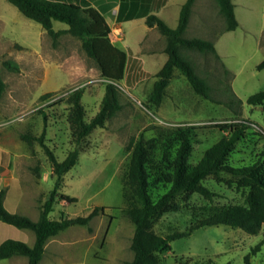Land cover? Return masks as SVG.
I'll use <instances>...</instances> for the list:
<instances>
[{
  "label": "rangeland",
  "instance_id": "1",
  "mask_svg": "<svg viewBox=\"0 0 264 264\" xmlns=\"http://www.w3.org/2000/svg\"><path fill=\"white\" fill-rule=\"evenodd\" d=\"M59 1L88 6L93 0ZM108 1L119 5L125 2ZM233 1L239 21L235 31L227 30L217 0H196L193 6L184 36L213 41L216 52L180 49V54L191 61L196 73L208 84L210 98L198 94L176 69L161 105H150L149 95L166 57L159 55L150 63L129 52L131 68L126 71L124 80L114 82L119 89L122 109L104 128H96L78 145L66 120L69 113L66 99L74 90L84 88L82 103L86 110L85 120L89 122L99 112L106 93L105 85L110 81L101 75L97 62L88 56L79 38L64 33L55 41L41 24L24 16L8 0H0V61L7 89L0 100V153L34 154L31 165L24 157L18 158L16 164L26 186L24 212L37 220L54 188L52 180L39 182L37 177L36 168L47 171L53 168L42 143L36 140L30 145L21 139V134L26 132L41 136L44 119L40 110L45 109L49 127L44 142L57 160L62 162L71 151L79 150V162L66 173L60 190L76 201L57 199L51 218L61 220L86 215L96 206L114 208L106 213L116 217H96L91 222L92 232L88 227L74 225L49 239L46 245L48 263L84 264L81 256L75 260L69 252L56 250L73 240L81 242L78 247L89 249L86 264L133 263L131 245L135 225L117 210L138 204L131 199L132 191L125 184L131 160L127 146L132 140L143 138L150 147L148 169L154 201L170 188L162 175L172 171L170 161L179 147L177 135L182 128H192L194 149L190 161L196 164L205 151L225 135L217 124L248 121L249 129L236 143L228 163L242 167L259 162L264 166V105L248 103L250 96L264 90V69H257L264 60V0ZM180 2L169 0L167 12H175ZM147 7L150 6L144 1L142 10ZM144 25L145 22L139 20L133 25L125 23L123 46L135 49L144 35ZM68 28L66 23L54 22L56 31ZM163 41L167 42L164 36ZM160 44L157 42V46ZM8 59L20 65L19 72H12L3 65ZM142 66L147 71L142 72ZM47 93L53 96L43 100L42 96ZM59 112L64 114L61 119L57 118ZM7 161L4 166L11 169L13 165ZM28 167H31L34 181L39 182L37 185H31L26 172ZM205 184L217 194L213 202L197 194L181 197L178 203L182 209L170 211L155 221V231L165 235L184 229L203 216L206 207L214 204L245 202L246 190L239 188L230 174L209 176ZM29 200L34 203L33 209L26 206ZM8 239L32 245L35 233L0 221V244ZM257 245L260 251L253 254L252 249ZM171 246L172 251L160 255L163 264H247L245 259L249 254V264H264V226L255 235L226 225L207 226L187 238L173 241ZM0 264H29V260L18 255L0 260Z\"/></svg>",
  "mask_w": 264,
  "mask_h": 264
},
{
  "label": "trees",
  "instance_id": "2",
  "mask_svg": "<svg viewBox=\"0 0 264 264\" xmlns=\"http://www.w3.org/2000/svg\"><path fill=\"white\" fill-rule=\"evenodd\" d=\"M8 1L16 6L24 16L41 24L55 41L64 33L79 38L88 56L97 62L101 75L110 81L105 85L106 93L100 104L99 112L89 122L85 120L86 110L82 103L85 89L74 90L66 99L69 104L66 120L73 138L80 145L85 137L96 128H104L108 120L122 109L119 89L114 82L122 81L125 78L127 53L112 43L110 37L112 29L109 23L105 16L92 6H81L59 0ZM195 2L196 0H187L183 4L176 28L169 27L157 15L147 17V25L149 27L156 26L166 38L165 52L168 55L167 61L156 75V81L149 95V103L152 106L159 107L163 102L176 69L180 70L198 94L210 98L208 84L196 73L191 61L180 54V49L216 52V44L213 41L184 36ZM217 3L225 18L227 30H237L239 21L234 1L217 0ZM55 21L66 23L69 28L56 31L54 29ZM3 65L12 72H19L21 69L20 65L12 59L5 60ZM257 69H264V60L257 66ZM6 90L0 61V100ZM52 96L53 93H47L42 96V99L47 100ZM248 103L254 106L264 105V90L250 96ZM58 104L60 103H55V105ZM40 111L44 119L41 136L35 137L26 132L21 134V139L30 145L36 140L42 143L53 164L54 188L50 193V198L42 206L38 220L10 212L5 207L6 190H0V221L20 229L32 230L35 233L33 245L12 239L2 242L0 244V260L19 255L27 257L29 264H40L46 251L47 242L52 237L74 225L88 227L92 232L91 222L98 216L116 219L115 216L106 213L107 210L114 208L99 206L92 208L86 215L61 220L51 218L57 199L68 202L76 201L75 198L62 194L60 190L66 173L79 162V150L71 151L64 161H58L44 142L49 120L45 109ZM57 116L58 119H61L64 114L59 112ZM248 125L249 122L245 120L217 124L216 127L225 132V135L207 149L196 164L190 161L194 149L191 137L192 128L180 129L177 135L179 147L175 157L170 161L172 171L162 175V180L168 183L170 188L157 201L153 200L150 193L151 175L148 169L150 147L143 138L130 142L127 149L131 151V160L125 184L132 191L131 199L137 200L138 204L117 210H121L124 216L135 225L131 245L134 252L132 264H163L160 255L172 251L173 241L187 238L203 227L226 225L241 229L250 235L258 234L261 231L264 226V166L259 162L242 167H234L228 163L230 153L249 129ZM36 172L37 177L40 178L38 168H36ZM223 173L230 174L236 180L238 187L246 190L244 204H214L206 207V213L191 221L184 229H176L165 235L155 231V221L170 211L176 212L182 209V205L178 203V199L181 197L188 198L197 194L205 200L213 202L217 194L205 184V180L209 176H220ZM259 251L260 245L252 249L253 254ZM245 260L249 264L250 254Z\"/></svg>",
  "mask_w": 264,
  "mask_h": 264
},
{
  "label": "crops",
  "instance_id": "3",
  "mask_svg": "<svg viewBox=\"0 0 264 264\" xmlns=\"http://www.w3.org/2000/svg\"><path fill=\"white\" fill-rule=\"evenodd\" d=\"M144 1L148 3V5L150 6L147 7L146 10L144 9L142 10ZM186 1L187 0H181L179 8H177L175 12L171 11L170 13L167 12L169 8V0H125V2H122L121 5H119V3L111 4V2H109L108 0H93V1H89L90 3L89 6L98 9L105 16L107 22L109 23L112 29L110 35L112 43L127 53V65L125 69V74H126V71L129 70V68H131L130 67L131 58L129 56V52L131 54H136L138 57H140L142 61L144 58L146 62H150V63L154 62V60L156 61L159 55L161 57L162 56L166 57L165 61H167L168 55L165 52L166 42L164 43L163 41V35L160 33V31L156 26L149 27L146 23V20L147 17L150 15H157L169 27L176 28L179 23L181 8ZM124 4L126 5L124 6ZM138 20L145 22V25L142 30V32L144 33L143 37L141 38V40L137 42L135 49L132 46H126V47L123 46L122 43L125 40L126 31H127L125 28V23H129L130 25H133ZM169 20H171L173 24H170ZM145 38L146 39L149 38V41L146 42ZM157 42L161 44L157 46ZM141 71L144 72L147 70L142 66ZM8 154H10L11 157H8ZM20 157L26 158L27 163L31 165V160L34 158V154L32 152H29L28 154L21 156L17 153H11L6 151H2V153H0V190L2 189L6 190L5 207L10 212L17 214H24L27 215L28 217H32L30 214H28V212H24L25 209H23L24 198H25L24 191L26 186L19 172H17V167H16V164L18 162L17 159ZM7 159L11 164V166L13 165L11 169L6 168L4 166V161H6ZM26 172L28 173V179L29 181L31 180L32 186L37 185L41 180L53 181L52 178V175L54 173L53 168L50 171L44 170L43 168L39 169L40 178L38 179L39 180L38 183L34 181L31 172V167H28ZM13 190L15 191L13 192ZM11 197H12V201H11ZM26 206L28 209H33L34 203L30 202L29 200ZM78 243L81 242L75 240L69 241L65 245H61L58 248H56V250H59L58 253H62V250L69 252V254H71L75 260H77V256H81L80 259L85 262L84 264H86V262L88 261L89 249L83 246H81L82 248L78 247L77 246ZM47 250L48 247H46L45 254L40 264H43V262H46L47 264H58L53 262L48 263L46 261ZM54 259L58 260L56 256Z\"/></svg>",
  "mask_w": 264,
  "mask_h": 264
}]
</instances>
